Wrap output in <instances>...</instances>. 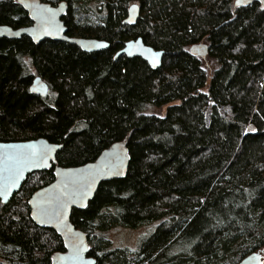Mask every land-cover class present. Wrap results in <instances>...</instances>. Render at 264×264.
Segmentation results:
<instances>
[{"label": "trees", "instance_id": "obj_1", "mask_svg": "<svg viewBox=\"0 0 264 264\" xmlns=\"http://www.w3.org/2000/svg\"><path fill=\"white\" fill-rule=\"evenodd\" d=\"M17 0H0V25L29 20ZM65 1L71 37L110 44L84 53L54 41L0 38V142L39 138L62 145L56 165L93 162L116 142L127 145L123 179L100 184L70 220L96 264H238L258 253L264 264V9L235 0ZM140 16L124 24L127 9ZM141 38L164 51L153 70L114 55ZM209 46L205 59L193 44ZM35 76L46 97L29 92ZM167 106L164 116L149 114ZM209 113L208 116L206 113ZM52 170L27 176L0 203V264H51L60 237L37 227L27 202ZM155 224L139 248L112 249L106 233Z\"/></svg>", "mask_w": 264, "mask_h": 264}, {"label": "water", "instance_id": "obj_2", "mask_svg": "<svg viewBox=\"0 0 264 264\" xmlns=\"http://www.w3.org/2000/svg\"><path fill=\"white\" fill-rule=\"evenodd\" d=\"M254 2H258L264 9L262 0H241L240 6H237L235 0L234 6H249ZM16 3L27 14L32 25L19 29L0 25V38L17 40L27 37L34 45L44 40L63 42L78 47L84 53L109 49L110 44L106 41L67 35V28L62 21L67 12L65 2L56 7L39 0H17ZM139 16V5L131 4L124 24H134ZM208 50V45L197 43L190 46L189 53L193 57L205 59ZM164 54V51L154 50L145 45L141 38H137L124 43L122 49L114 55V60L120 56L140 58L156 70L161 66ZM29 92L46 97L49 88L37 76L33 78ZM61 149L62 145L49 143L43 138L25 142H0V203H8L30 174L52 170L53 181L35 191L27 202L29 217L37 227L53 230L62 241L64 251L53 254L51 264H96L95 259L89 256L90 247L86 235L73 226L70 216L72 210H84L87 207L101 183L125 178L130 162L127 145L124 141L116 142L103 150L93 162L68 168L56 165V156ZM41 151L47 152L43 163L17 162L22 154L33 153L38 157ZM10 169L19 170L14 184L7 180ZM117 172L122 174H115ZM238 264H263V261L258 253H252Z\"/></svg>", "mask_w": 264, "mask_h": 264}, {"label": "rangeland", "instance_id": "obj_3", "mask_svg": "<svg viewBox=\"0 0 264 264\" xmlns=\"http://www.w3.org/2000/svg\"><path fill=\"white\" fill-rule=\"evenodd\" d=\"M205 44V43H203ZM206 63V59L204 61ZM167 106L149 110V114L162 117L166 113ZM208 116V112L206 113ZM155 224H148L138 229L114 228L106 233V237L111 242L112 249H127L131 253L139 248L141 240L153 229Z\"/></svg>", "mask_w": 264, "mask_h": 264}, {"label": "snow or ice", "instance_id": "obj_4", "mask_svg": "<svg viewBox=\"0 0 264 264\" xmlns=\"http://www.w3.org/2000/svg\"><path fill=\"white\" fill-rule=\"evenodd\" d=\"M262 2H264V0H262ZM240 3H241V0H237V6H240ZM46 157H47V152L46 151H41L38 154V157L36 156V154L27 153V154H22L20 157H18L17 158V162L26 161V162H32V163H43V162H45ZM115 174H122V173L117 172ZM18 175H19V170L18 169L15 170V171H12L10 169L9 176L7 177V180L11 184H14L15 180L18 178Z\"/></svg>", "mask_w": 264, "mask_h": 264}, {"label": "flooded vegetation", "instance_id": "obj_5", "mask_svg": "<svg viewBox=\"0 0 264 264\" xmlns=\"http://www.w3.org/2000/svg\"><path fill=\"white\" fill-rule=\"evenodd\" d=\"M40 1V0H39ZM41 2V1H40ZM61 2H65V1H59L58 3H56V4H54V5H51V4H49V3H47V4H49V5H51V6H53V7H56L59 3H61ZM43 3H45V2H43ZM66 3V2H65ZM66 5H67V3H66ZM67 12H68V5H67ZM67 12H66V14H65V16L62 18V21H63V23H64V25H65V21H64V18L66 17V15H67ZM27 15V14H26ZM27 18H28V16H27ZM28 20H29V18H28ZM32 25V22L29 20V25H27V26H23V27H19V28H25V27H29V26H31ZM11 27V26H10ZM65 27H66V25H65ZM13 28V27H12ZM19 28H13V29H19ZM67 28V27H66ZM68 35V34H67ZM69 37H71V36H69ZM80 38V37H79ZM92 39H94V38H92ZM31 41V40H30ZM44 41H50V40H44ZM44 41H41L40 43H42V42H44ZM32 42V41H31ZM38 45V44H37ZM35 77H37V76H35ZM34 77V78H35ZM39 77V76H38Z\"/></svg>", "mask_w": 264, "mask_h": 264}]
</instances>
